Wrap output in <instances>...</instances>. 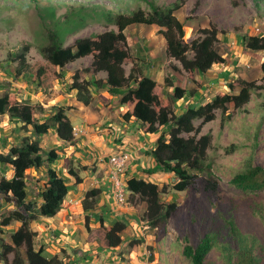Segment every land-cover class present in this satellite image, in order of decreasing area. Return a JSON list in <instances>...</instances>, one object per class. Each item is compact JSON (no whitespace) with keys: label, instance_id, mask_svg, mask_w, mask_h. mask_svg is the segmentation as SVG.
Wrapping results in <instances>:
<instances>
[{"label":"rangeland","instance_id":"374dc122","mask_svg":"<svg viewBox=\"0 0 264 264\" xmlns=\"http://www.w3.org/2000/svg\"><path fill=\"white\" fill-rule=\"evenodd\" d=\"M149 2L163 8L177 7L174 14L184 24V40L187 42L199 35L200 28L214 26L218 30L217 47L226 60L225 63L214 64L205 74L190 75L182 70L177 60L166 54L165 38L158 31V26L132 24L125 28L129 52L123 63L125 71H129L134 61L142 66L145 64L146 72L157 81L155 92L163 99V104L167 103L173 108L175 114H179L187 105L202 104L217 94L226 93L227 83L235 87L232 93H236L241 80L261 82L260 63L264 51L250 50L243 45L244 34H264V3L261 0H0V95L8 92L10 102H30L40 120L53 111V105L68 107L66 113L72 118L73 115L86 118L84 129L95 132L93 141L99 142L89 144L90 147L83 146L89 149L92 162L90 156L86 157V151L76 153L78 158L87 162L86 166L78 164L77 169L88 186L92 184L91 174L98 167L95 160L105 162L110 152L125 151L130 154L132 143L136 140L131 133L138 126L141 134L137 138L153 134V138H157L170 125L159 126L155 133L145 132L134 118H128V109L117 103L118 96L111 98L105 90L95 87H92L94 98L88 105L80 103L81 107H75L66 104L74 101L73 91L68 89V85L75 71H78L81 79H104L106 72L86 70L91 65L92 55L67 63L61 70L52 68L44 59L41 49L48 42L47 33L50 30L57 33L62 46H67L79 37L95 36L107 30L116 31V16L119 13L129 14L138 8L149 12ZM20 52L25 54L24 69L30 70L25 69L14 79L20 67L19 58L16 57ZM40 66L47 71L43 87L37 85L38 79L34 77V71ZM59 72L61 77L58 76ZM165 77L173 79L178 90H185L182 98L170 97L173 87L165 85ZM190 89L195 92L191 94ZM263 96V90H255L241 108L236 109L232 103H228L225 113L216 109L215 118L204 123L200 129L198 136H211L207 162L211 163L212 176L209 181L217 182L215 193L205 190L203 180L186 190L175 191L170 186L175 180L174 174L161 172L153 175L151 180H155L159 187H166L165 192L160 193V199L178 205L167 223L159 228H151L143 219L145 204L142 206L139 199L132 200L129 193L126 194L127 201L120 206L121 213H125V207L141 205V208L135 209L138 220L143 221V237L131 234L129 239L139 241L134 245L139 247L137 257L141 262L138 264H191L183 254V246L186 243L196 245L204 235L212 238L213 246L203 264L235 263L238 252L244 248L252 252L260 264H264V190L246 193L230 182L232 176L247 165L264 168ZM117 121L118 127L114 124ZM194 123L198 125L200 120ZM20 125L8 114L0 115L1 152L18 143L23 134H33L30 126L24 130ZM96 127L98 129L95 130ZM38 138L43 139L39 141L45 150L51 146L65 145L55 137L53 129ZM119 138L123 143H115ZM154 140L148 142L154 144ZM108 147L114 148L109 150ZM60 152L65 153V150L60 149ZM147 161L150 163L149 157ZM56 167L62 175L69 165L64 163ZM41 173L45 171L41 170ZM11 174L12 170L0 163V177ZM33 176L38 181L43 178L40 172L27 176V196L30 199L37 197L41 188V185H34ZM12 209L13 204L0 195V222ZM18 224L12 221L8 226H3L0 237L9 239L10 232ZM231 229L237 230L238 236L231 233ZM128 241L120 252L134 250V246L129 247ZM39 244L36 236L35 246Z\"/></svg>","mask_w":264,"mask_h":264},{"label":"trees","instance_id":"16d2710c","mask_svg":"<svg viewBox=\"0 0 264 264\" xmlns=\"http://www.w3.org/2000/svg\"><path fill=\"white\" fill-rule=\"evenodd\" d=\"M264 3V0H261ZM150 11L136 9L129 14L119 13L116 16L117 30H107L95 36L76 38L72 44L62 46L55 31H48V42L42 47L44 59L52 68L61 70L67 63L79 58L92 55V61L86 70L93 73L104 71V79H81L78 71L72 75L68 89L74 92L77 101L88 105L94 98L93 88L106 90L111 96H118L119 103L127 109L128 118L132 117L140 122L145 132L155 133L159 126L170 125L168 130H162L156 138L155 146L146 151L154 159L152 167L144 169L145 174L156 171L171 173L175 180L171 188L175 191L186 190L204 181L205 190L213 193L217 191V182L209 181L211 163L207 162V150L211 143L209 134L198 136L202 125L215 118L214 111L220 109L225 113L228 103L237 109L250 100L251 93L255 90L264 91V55L260 63L262 75L260 83L255 81H240L238 92L232 93L235 87L227 83L228 91L217 94L210 101L187 105L179 114L167 103H162V98L155 92L157 81L146 72L145 64L134 61L129 71L126 72L123 63L129 56L126 42L125 28L132 24L156 25L165 38L166 54L181 64L183 71L190 75L205 74L214 64L225 63V57L217 47L218 30L214 27L200 28L199 35L187 42L184 40V24L174 14L176 6L163 8L153 2L148 3ZM243 45L254 51H264V34H244ZM27 48V47H25ZM20 67L17 68L14 79L24 73L25 54L20 52ZM135 60V58H134ZM35 72L37 85L43 87L47 71L40 66ZM58 76H62L59 72ZM34 81V78H33ZM165 85L173 87L170 97L182 98L185 90H178V85L169 77L164 78ZM195 92L190 89V93ZM262 105L264 107V96ZM53 111L42 120L34 112L30 102H10L8 92L0 95V115L8 114L20 127L28 130L31 127L32 135L23 134L18 143L12 144L5 151H0V163L12 170L11 176L0 177V195L13 204V209L4 215L0 222V231L3 226H8L12 221L19 224L10 232L9 239L0 237V264H65L57 254L46 257L43 254L44 244L35 246V237L38 235L30 223L40 217H52L63 208L64 199L68 193L67 177L59 174L52 165L60 159L56 147L44 150L38 136L46 134L53 129L57 137L65 143L75 145L77 137L74 135V126L66 115L68 107L53 105ZM229 114L227 117L229 118ZM195 120H200L195 125ZM146 125V126H145ZM145 126V127H144ZM183 134H187L184 136ZM45 168L43 182L38 192L37 199L27 196V170L30 168ZM66 174L73 178L75 184L81 182L78 171L69 166ZM205 174L206 176H202ZM236 188L246 193L264 190V168L258 165H247L235 173L231 180ZM126 190L130 198L139 199L145 204L143 219L151 228H159L167 223L170 216L178 209L175 202H163L160 193L166 187H159L157 182L146 178L129 176L125 179ZM101 190L97 187L85 191L81 199L84 211H93ZM88 215L85 224L88 225ZM104 243L109 248H115L122 243L121 233L126 225L123 221L116 220L111 225H103ZM231 233L238 236L235 229ZM240 236V235H239ZM136 239L128 241L129 247L134 246ZM213 240L209 235H204L196 245L186 243L183 254L191 264H203L206 255L212 249ZM242 249V248H241ZM240 249V250H241ZM11 255V257H10ZM230 261V259H229ZM73 264V263H69ZM229 264H260L259 259L248 249L244 248L236 258L235 263Z\"/></svg>","mask_w":264,"mask_h":264},{"label":"crops","instance_id":"0c3cea01","mask_svg":"<svg viewBox=\"0 0 264 264\" xmlns=\"http://www.w3.org/2000/svg\"><path fill=\"white\" fill-rule=\"evenodd\" d=\"M72 96L74 98L73 103L70 102L66 104H71L75 107H81V102L76 100L74 92H72ZM110 97L112 98L114 96L110 95ZM117 99H114L115 102ZM66 115L70 119L74 128L77 127V129H80L83 134L81 132L76 134L77 141L75 145L64 142V146L56 147L57 149L65 150V153L59 151L60 159L58 160L57 165L68 163L69 166H72L78 171V164L86 166L87 162L85 160L83 162L82 158V160L78 158L76 156V153L81 154L83 153V151H86L89 154V149H85L83 148V146L90 147L91 145L89 144L93 142L98 144L99 142L93 141L95 132L91 133L88 129H84V126H86L87 124L86 118L83 119V117L80 115H73L72 118L68 113H66ZM79 121H81L80 124ZM136 122L137 125L138 123L140 125V122ZM109 124L111 123H107V125ZM114 124L118 127L119 121L114 122ZM137 128L133 131V133H131L133 138H135L136 140L134 143H132L133 150L130 151L121 178H123L125 182V179L127 177L136 176L139 178H146L152 182H156L155 180H151V178L154 177L153 175H158V173H161V171L155 172L153 174L144 173V169L152 167L154 165V159L150 155H148L146 151L152 149L155 146V143L153 144L148 141L155 139V142L156 138H153L154 134L150 136H147L145 134L146 137L140 136L137 138V135L141 134L140 132H138L140 131V129ZM96 129L98 128L96 127L95 130ZM53 133L55 137H57L54 130ZM149 137H151L152 139ZM39 140L43 141V139L41 138ZM40 143L42 144V142ZM115 143L120 144L123 142L119 138L117 141H115ZM118 146L119 145H117L116 147ZM42 148L44 149V147ZM112 148L114 147H108L109 150H111ZM88 154L85 155L86 157L90 156L92 162V155ZM108 154H111V152ZM99 156L97 159H99ZM147 157L150 158V163H148ZM95 162L98 167L96 168L95 173L91 174L90 176L92 178V184L89 186L82 181L83 176L81 174H79L81 182L75 184L73 178L68 176L66 173H62L63 176L67 177L69 185L68 193L64 199L63 208L52 217L38 218L33 224H31V228L38 233L37 237L40 240V243L44 244L43 254L46 257H50L53 254H58L59 257L64 260L65 264H138V262H141L137 257V251L139 247L134 246L132 248L134 250H130L132 251L131 254L130 251L128 252L129 254L125 250L122 252L120 251L121 248L125 246L126 242L130 239L131 234H134L137 237H139V235H142L143 237V233L141 232V222L143 221L138 220L139 217L136 214L135 209L136 207L141 208V205L139 204L136 207H125V213H121L122 209L120 208L122 206L114 207L115 203L113 199V186L108 174V162L107 160L105 162L95 160ZM57 165L53 164L52 166L57 169ZM41 170L45 171V168H30L26 173L28 176L30 174L40 172V175L44 176V174L41 173ZM79 172L80 171H78V173ZM35 178L37 177H34V179ZM42 182L43 178L40 181L35 179L34 185H38L37 187H39L40 185H42ZM92 187L99 188L101 192L97 198L95 209L91 212L84 211L81 207L80 202L84 196L85 191ZM33 199H37L38 201H40V199L37 197ZM142 206H144V203H142ZM86 215L89 216L87 226L85 224ZM116 220L123 221L126 225L121 234L122 244L115 248H109L104 243V228L101 226V222L106 226L109 224L111 225Z\"/></svg>","mask_w":264,"mask_h":264},{"label":"built area","instance_id":"2783aa9c","mask_svg":"<svg viewBox=\"0 0 264 264\" xmlns=\"http://www.w3.org/2000/svg\"><path fill=\"white\" fill-rule=\"evenodd\" d=\"M81 132L80 129L74 128V135ZM128 153L119 151L118 153H111L108 157V174L113 186V199L116 206H122L127 201L126 183L121 175L124 166L128 160Z\"/></svg>","mask_w":264,"mask_h":264}]
</instances>
